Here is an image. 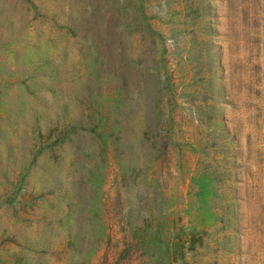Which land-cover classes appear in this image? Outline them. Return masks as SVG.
<instances>
[{
    "label": "rangeland",
    "instance_id": "obj_1",
    "mask_svg": "<svg viewBox=\"0 0 264 264\" xmlns=\"http://www.w3.org/2000/svg\"><path fill=\"white\" fill-rule=\"evenodd\" d=\"M0 264H264V0H0Z\"/></svg>",
    "mask_w": 264,
    "mask_h": 264
}]
</instances>
